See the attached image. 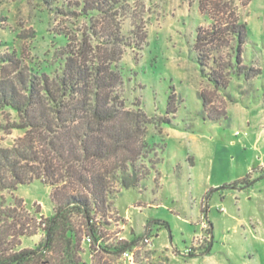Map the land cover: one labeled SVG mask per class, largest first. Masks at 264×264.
<instances>
[{
  "label": "rangeland",
  "instance_id": "rangeland-1",
  "mask_svg": "<svg viewBox=\"0 0 264 264\" xmlns=\"http://www.w3.org/2000/svg\"><path fill=\"white\" fill-rule=\"evenodd\" d=\"M80 1L0 0V81L53 74L69 45L87 59L113 61L122 77L120 109L148 119L128 152L142 180L133 188L112 182L117 193L95 219L97 242L112 249L135 239L131 264H264V0H115L107 15L92 18L72 12ZM233 15L247 24L243 60L261 72L230 76L219 92L202 75L193 43L199 26ZM199 91L217 119L207 116ZM18 120L0 108L1 147L23 137L11 128ZM246 176L251 183L232 187ZM51 189L34 180L0 190V214L14 215L0 219V228L16 231V219L50 216ZM43 237L42 230L21 237L19 247ZM86 237L85 264L99 256L129 264L122 250L107 253L97 242L91 250Z\"/></svg>",
  "mask_w": 264,
  "mask_h": 264
},
{
  "label": "trees",
  "instance_id": "trees-1",
  "mask_svg": "<svg viewBox=\"0 0 264 264\" xmlns=\"http://www.w3.org/2000/svg\"><path fill=\"white\" fill-rule=\"evenodd\" d=\"M115 3L81 0L76 5L78 12H72L100 17ZM205 4L201 1V12ZM246 33V22L236 15L226 22L212 18L208 27L197 28L193 43L196 62L216 91H226L230 76L248 80L260 74V68L243 60ZM83 54L68 45L53 74L19 72L0 81V108L14 110L19 120L11 128L24 130L12 147L0 146V190L12 191L41 180L52 188L53 209L50 216L38 221L16 219V231L0 228V264H85L82 240L86 234L92 237L91 250L101 240L95 219L105 216L109 197L117 193L111 189L112 182L133 188L142 180L128 152L134 150L137 135L149 121L142 113L133 115L120 109L122 102L115 91L122 85V77L113 61L91 60ZM198 95L207 116L217 119L219 114L210 107L208 97L200 91ZM248 183L246 176L231 185ZM13 217L4 211L0 214L2 220ZM38 230L44 233L41 241L33 247H19L21 237ZM134 241L121 240L113 250L100 244L97 248L117 253L131 249ZM96 261L110 264L101 256Z\"/></svg>",
  "mask_w": 264,
  "mask_h": 264
},
{
  "label": "built area",
  "instance_id": "built-area-1",
  "mask_svg": "<svg viewBox=\"0 0 264 264\" xmlns=\"http://www.w3.org/2000/svg\"><path fill=\"white\" fill-rule=\"evenodd\" d=\"M86 240L89 244L93 242V239L91 236H87ZM99 242V241H98ZM95 243L96 247H98L99 243ZM144 242L149 243V237L144 238ZM121 256L129 261V264L133 263V250L132 249H125L122 251Z\"/></svg>",
  "mask_w": 264,
  "mask_h": 264
}]
</instances>
